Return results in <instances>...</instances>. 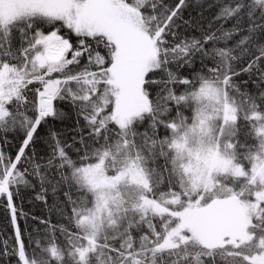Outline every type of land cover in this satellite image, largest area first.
Listing matches in <instances>:
<instances>
[{
	"label": "snow or ice",
	"instance_id": "1",
	"mask_svg": "<svg viewBox=\"0 0 264 264\" xmlns=\"http://www.w3.org/2000/svg\"><path fill=\"white\" fill-rule=\"evenodd\" d=\"M0 264H264V0H0Z\"/></svg>",
	"mask_w": 264,
	"mask_h": 264
}]
</instances>
